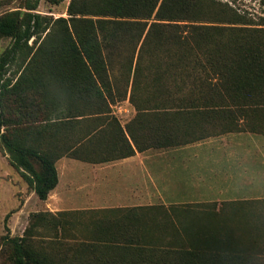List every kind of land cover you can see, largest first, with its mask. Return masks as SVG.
I'll list each match as a JSON object with an SVG mask.
<instances>
[{
	"label": "trees",
	"instance_id": "1",
	"mask_svg": "<svg viewBox=\"0 0 264 264\" xmlns=\"http://www.w3.org/2000/svg\"><path fill=\"white\" fill-rule=\"evenodd\" d=\"M46 1L58 4L66 0ZM35 8L33 5L28 10ZM66 12L67 19L51 20L35 12L20 14L18 11L0 17V35L11 39V44L0 56V129H6L5 100L11 94L20 93L29 82L25 70L32 65L36 53L28 60L27 53L31 50L28 41L32 37L40 39L42 34L45 36L41 44L50 43L47 48L50 53L55 54L58 49L69 51L62 60L77 68L69 74L79 72L83 83L89 86L88 93L94 91L102 98L103 92L113 98L109 68L115 59L124 55V51H129L126 89L129 90V101L136 109L147 110L148 132H208V128L216 126L230 129L226 131L254 132L264 121V58L261 60L258 52H251L249 57L239 54L242 42L235 31L208 25V9L199 8L195 0H69ZM224 35L234 37L226 40ZM41 44L37 51L41 50ZM143 57L148 67L145 73L141 68ZM161 58L164 61L159 63ZM51 59L47 66L55 73L60 64L55 62L56 57ZM17 62L19 69L11 76L8 68ZM171 68L179 70L177 77H165ZM139 88L144 91L143 104L153 101L157 106L146 108L142 104L144 107L141 108L136 105L135 93ZM148 92L153 93V98H148ZM30 105L28 102L27 109L19 108L20 116L27 115L28 118L25 122L21 118L19 127H28L22 132H28L30 125L44 121L31 117L37 105ZM181 115L191 121L180 124ZM18 136L4 131L0 133V145L9 154L10 166L36 197L45 201L58 181L55 169L58 155L51 150L43 151L39 144L37 148L27 147L25 140H19ZM40 214L53 216L46 212L35 215ZM184 214L175 213L170 222V214L166 213L169 222L158 224L164 231L171 228L175 234H184L181 237L187 241L198 240L193 237L197 231L208 232L196 223V219ZM150 217L132 219L125 216V221H133V227L124 228H130L136 235L121 236L126 239L123 241L127 244L139 241L138 232H161L156 219ZM207 218L208 214L203 220L207 221ZM139 219L143 224L138 226ZM205 236L184 251L167 252L166 258L163 254L158 257L154 251H150L148 257L138 255L128 259L110 258L103 253L100 257L99 253L81 264H257L238 245L219 241L226 238L225 234ZM238 239L242 240L241 236ZM27 240V234L9 240L14 251V264H57L32 249ZM95 248L91 249L93 253Z\"/></svg>",
	"mask_w": 264,
	"mask_h": 264
},
{
	"label": "rangeland",
	"instance_id": "2",
	"mask_svg": "<svg viewBox=\"0 0 264 264\" xmlns=\"http://www.w3.org/2000/svg\"><path fill=\"white\" fill-rule=\"evenodd\" d=\"M68 2L69 0L51 4L46 0H0V17L18 11L20 14L35 12L51 20L67 19ZM195 3L199 8L201 6L208 9V25L223 26L228 31H235L237 38L242 42L240 44L242 49L238 52L239 54L248 55L249 57L251 52H258V55L261 56L260 59L263 60L264 0H195ZM33 5L36 6L35 10L29 11L28 8ZM203 18L199 17V19ZM227 35H224L226 40L234 37ZM44 36L45 34H42L40 39L37 38L36 40L35 37H32L28 41V46L31 48L27 53L28 60L36 53L32 65L25 70V76L29 82L24 85L20 93L11 94L5 100L4 120L6 129L2 127L0 133L4 131L7 134L17 133L19 140L23 138L27 147L37 148L34 132H22L24 128L28 127H19L22 122L21 118L24 122L28 119L27 115L20 116L19 108L27 109L28 102H30V107L37 105L35 108L38 109L41 106L40 99L43 97H74L76 94L84 96L86 100L82 105L68 104L61 107L65 109L82 108L86 115L108 113V99L113 104L111 108L113 116L119 118L121 122L131 118V112H128L130 109L129 102L123 101L130 57L129 51H124V55L115 59L109 68L110 81H112L111 92L113 91L115 96L113 95V98L110 99L107 97L108 94L103 92L105 93L103 97L104 95L105 97L102 98L94 91L88 93L89 86L83 83L82 78L79 77V72L75 75L69 74L70 70L77 69L73 65H66L62 60L68 56L67 52L69 51L58 49L55 54L50 53L47 50L50 43L43 42L41 44ZM10 44L11 39L9 37L0 35V56ZM40 44L41 50L37 51ZM52 57H56L58 60L55 62L60 64L57 67L59 71L57 70L55 73H52L51 67L47 66ZM144 59L143 57L141 60L143 64L141 68L145 73L148 67L145 65ZM163 61L164 59L161 58L159 63ZM18 62L9 66L11 76L18 71ZM162 66H165V63ZM176 68L168 69L170 71L165 77H172V75L177 77L179 70ZM140 86L142 87V84ZM143 87L145 86L143 85ZM141 89L139 88L136 91L134 103L141 108L144 107L143 105L146 108L157 106L153 101L143 104L144 91L142 92ZM152 96L153 93L148 92V98H153ZM53 105L50 106L52 110L57 107V105ZM33 112L31 113L33 114ZM51 114L55 116L62 115V113L54 112H51ZM108 118L109 116L101 119L106 120ZM207 120L208 116L205 118V121ZM190 121L191 119L186 115L180 116V124ZM260 124L257 131L254 132H264V121ZM226 130L230 129L220 128L219 126L208 128V132L211 133L227 132ZM8 157L9 154L0 145V264H14V251L9 240L11 238H21L24 234H27V243L32 249L46 255L57 264H81L86 262V259L92 260L94 254L96 256L99 253H101L100 257H103V253L110 258L121 256L128 259L138 255L148 257V253L154 251L158 257H162L163 254L166 258L167 252L171 254L175 253L174 250L184 251L189 246L197 244L199 239L206 238L205 235L221 236L222 234H225L226 238H218L219 241L238 245L239 249L247 251V254H250L251 259L255 260L257 264H264V200L198 202V204L177 206L178 210H175L176 212L169 211L170 222L173 220L175 213L184 212L186 213L184 215H187L188 218L196 219V223L201 224L202 228L208 229V232H195L193 237L195 236L198 240L192 239L190 241L181 237L184 234H175L170 231L171 228L167 230L168 233L164 231L163 226L158 223H168L167 216H158L156 212H152V214L149 213L152 216L150 218L156 219L157 227L161 228L159 229L161 232H138L137 235L140 240L138 239L139 241L133 242V244H127L126 239L121 236L136 234L130 228L111 226L108 221H106L108 226H101L100 228L104 231H98L97 225L93 224L94 219L92 217L80 218L71 213L57 216L35 215L36 213H44L38 209L40 201L31 194V188L23 182L20 175L9 166ZM207 214L208 220L205 221L203 218ZM124 219L113 218L118 223H122ZM207 222L208 225H206ZM238 236H241L242 240L238 239ZM126 238L129 239V237ZM94 246H97V248ZM92 248H95L94 253L91 250Z\"/></svg>",
	"mask_w": 264,
	"mask_h": 264
},
{
	"label": "crops",
	"instance_id": "3",
	"mask_svg": "<svg viewBox=\"0 0 264 264\" xmlns=\"http://www.w3.org/2000/svg\"><path fill=\"white\" fill-rule=\"evenodd\" d=\"M85 100L43 97L31 113L44 121L28 132H39L36 143L58 155L57 184L45 201L37 198L43 212L92 217L101 230L106 221L133 227L113 218H146L149 211L165 216L182 204L264 200V132H148L147 110L131 104L129 91L125 122L112 115L108 99L105 114L61 107Z\"/></svg>",
	"mask_w": 264,
	"mask_h": 264
}]
</instances>
